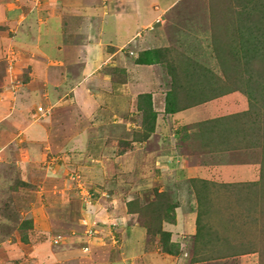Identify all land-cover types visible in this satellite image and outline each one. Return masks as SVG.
<instances>
[{
  "label": "crops",
  "instance_id": "1",
  "mask_svg": "<svg viewBox=\"0 0 264 264\" xmlns=\"http://www.w3.org/2000/svg\"><path fill=\"white\" fill-rule=\"evenodd\" d=\"M18 1L0 0V24L3 25L0 38L4 40L0 57L7 55L3 61L7 62L0 63V186L8 184V174L20 170L19 166L25 170L31 167L30 174L31 171L36 172L39 162L29 165L28 159L23 156L33 157L34 152V157L40 155L43 158L42 151L49 150L46 144L53 142L54 138L58 139L56 134L62 139L66 138L63 146L69 147L67 151L70 152V146L92 137V122L96 119L110 122V127L115 129L120 127L125 130L124 127H129L131 123L134 124L133 129L141 130L142 116L137 109V97L144 93L152 95L153 107L158 113L155 131L145 142L159 135L156 147L160 146L163 151L154 157L155 165L158 173L172 170L173 181L168 178L162 184L164 190H169L179 203L175 222H164L168 228L166 231L172 234V243L186 246L185 241L178 242V235L185 233L189 235L188 239L194 241L197 232L198 201L192 179L212 183L210 193L212 205L216 209L219 199H232L234 193L240 196L238 199L242 197L237 193L240 187L233 185L259 182L261 165L256 155L250 156L252 148L223 147L215 142L217 139L210 140L216 135L215 131L210 132L206 126L200 127L205 121L242 112L247 97L233 91L168 114L166 95L170 87L166 84H170V81L165 79L170 77L171 69H164L168 62L141 64L135 60L140 51L169 47L162 38L164 35L169 36L165 31V24H168L165 16L177 6L178 0H22V4ZM28 9L30 13H27ZM5 38L9 40L7 43ZM8 61H15L17 70L29 76L27 82L17 87L12 84ZM184 62L179 61L173 67L177 69L185 66ZM188 90L198 89L192 88L190 84H180L179 91ZM178 98V104L183 105V94ZM215 102L222 103L221 109ZM241 105L244 107L239 108ZM39 107L48 113L39 111ZM216 107L220 113L215 112ZM203 112L221 115L208 118L201 114ZM112 114L114 117L109 121L107 118ZM20 144L23 147H19ZM52 144L57 145L54 142ZM168 146L174 149L172 154L167 151ZM14 147H19L21 153ZM64 147L61 149L65 150ZM36 149L39 151L37 154ZM170 158L176 161L168 163ZM218 187H225L226 192L231 190L230 196H220ZM38 214L43 216L42 221L39 223L38 217L32 224L34 227L41 225L44 228L43 235H71L76 231L72 224L70 231L68 227L62 228L65 223L61 220L65 219H55L42 209ZM124 214L130 218L136 216L129 211ZM213 217H205L208 228L212 227L210 221H215ZM123 218L121 214L112 219V224H116V227L119 225L117 232L120 230L118 233H121L120 255L128 257L127 254H132L135 264H171V255L159 254L158 248L149 243L146 228L133 222L129 227ZM217 219H221L219 223L223 221V226H228L227 230H222L231 236V242L228 240L230 247L232 245L235 250L233 244H240L239 248L229 256L222 253L216 256L218 250L211 246L206 256L209 244L222 241V237L208 242L203 240L206 243L197 246L199 255L193 257L194 262L191 264H257L260 256L256 242L249 248L247 246L250 243L247 237L252 233L245 232L251 227L249 221L247 224L236 223L234 210ZM78 224L80 228L84 227L81 219ZM170 226L178 230L173 231ZM210 228L208 231L216 234ZM69 244H63L61 251L54 250L52 264L60 263L58 257L65 259L67 264H78L68 258L76 252L81 253L82 249H72ZM43 252L44 255L39 259L48 257V250ZM127 263L125 259H116L108 264ZM172 264L177 263L173 261Z\"/></svg>",
  "mask_w": 264,
  "mask_h": 264
},
{
  "label": "rangeland",
  "instance_id": "2",
  "mask_svg": "<svg viewBox=\"0 0 264 264\" xmlns=\"http://www.w3.org/2000/svg\"><path fill=\"white\" fill-rule=\"evenodd\" d=\"M19 1L22 4V0ZM178 1L177 6L165 16L168 21V24H165V31L169 36L162 37L166 44H169L167 48L174 50L169 56L172 59L171 64L176 65L179 61L187 63L177 68L180 78L185 77L182 73L185 72L186 67L191 66L190 63L201 67L199 70L204 69L205 72L200 75V80L207 83H203L204 85L197 89L208 91L207 93L211 94L213 91H211L209 82H214V92L217 90H220L217 93L221 92L214 98L233 91L247 97L244 102L245 107L239 106V108L244 107L245 110L234 115L246 113L242 114L243 120L239 127L248 132L250 143H254L250 149L253 152L250 156L256 155L258 164L262 167L261 161L264 154V0ZM1 27H3L2 24H0V29ZM247 38H249V44H245ZM5 39L7 43L9 40ZM3 41L1 37V49ZM244 44L254 52H248L251 56L242 54L244 52L240 51ZM5 58L7 59V55H2L0 63L7 62H3ZM15 63V61H8L7 67L11 66V82L17 87L20 83L27 82L29 76L23 71L19 72ZM169 67L170 64L164 69L169 71ZM165 80L170 81V77H166ZM166 86L170 87V84L167 82ZM244 91L249 92V99L243 93ZM214 104L221 109L222 103L215 102ZM220 109L218 111L216 107L214 110L220 113ZM46 113L48 111H45ZM201 114L205 117L213 115L209 112ZM215 115L221 114H214L213 117ZM112 117H114L113 114L109 117L110 119H107L112 121ZM108 123L110 122H102L98 119L93 121L92 137L70 146L72 149L70 152L67 151L69 147L63 146L66 138L62 139L59 134H56L58 139L53 137V142L59 147L56 148L57 145L54 146L52 141L47 143L46 147L49 146V150L42 151L43 158L40 155L34 157V152H32L33 157L23 156L24 159H28L29 165L36 164L35 161L39 162L36 164L35 170L37 171L34 173L31 171L30 174L31 167L29 166L26 168L28 170L21 166H19L20 170L12 168L15 171L8 174V184L0 186V264H52L54 250L61 251L62 245L69 243H72L69 244L73 247L72 249L78 251L82 249L81 253L76 252L71 257L65 256L69 257L68 259L72 258L73 262L77 261L78 264H82L81 262H85L83 264H108L116 259H125L127 264L136 263L132 254H127L130 257L128 260V257L120 255L121 233H118L120 230L117 232L119 225L117 224L116 227L112 221L122 214L123 221L129 227L132 222L143 226L146 218L138 212H135L136 216L132 218L124 214L128 211V202L137 200L141 206H145L155 201L156 190L169 192V190H164L162 183L168 181V178L171 179L173 173L172 170L166 173L157 171L154 157L158 152L163 151L160 146L156 147L159 135L158 138L152 137L148 143L145 142L146 140L137 142L134 138L136 134L141 133L142 129L139 131L133 129L134 124L131 123L129 127H124L125 130L120 127L115 129ZM260 128L262 131L259 130ZM248 139L243 142L246 143ZM241 141L240 138L238 143ZM19 147L23 145L20 144ZM19 147H14V149L19 152ZM50 147H52L51 151ZM168 150L171 154L174 151L169 146ZM13 152L16 154L14 150ZM38 152L36 149L35 154ZM171 159L168 163L176 161ZM261 173L256 187H251L246 191L238 189L237 193L242 196L240 200L234 193L232 199L225 201L219 199L217 209L212 207L211 212L215 215L213 217L215 221H210L212 227L209 226V228L217 235L212 232L209 235L210 241L218 237H222V241L210 243L206 249V256L209 255L208 251L212 249L211 246H215L218 250L215 252L216 256L221 253L229 256L237 251L236 248H239L240 244H233L235 250L232 249V245L230 247L228 240L231 242V236H227V233H223L224 230H222H227L228 226L226 224L223 226V221L219 223L221 219H217L234 210L236 223L246 222L247 224L249 221L251 227L245 232L252 233L247 237L250 241L247 246L249 248L254 245L253 242H256L255 246L260 256L256 263L264 264V182L260 181ZM218 189L220 196L229 197L231 194V190L226 192L225 187H218ZM245 196L249 197V200H243ZM40 209L47 211L55 219H65L61 220L65 223L62 224V228L68 227L67 230L70 231L69 227L72 224L76 231L71 235L55 236L56 233L43 235L42 229L44 228L41 225L34 227L32 224L38 217L39 223L40 220L42 221L43 216L38 214ZM80 219L83 222V228L78 226ZM126 224L124 226L127 227ZM229 227L234 228L235 226L229 225ZM169 228L174 229L173 231L176 229L172 226ZM91 229L94 231L90 237L88 232ZM163 229L165 231L168 229L164 223ZM188 236L185 233L178 235L176 238L178 242L185 241L186 246L180 245V252L177 255H171L163 251L159 236H153L147 232L149 243L158 248L159 254L171 255L169 261L171 264L173 261L177 264H191L194 262L193 257L199 255L194 249L195 241L188 239ZM24 238L27 242H24ZM84 246H88L87 251H84ZM33 248L35 254L32 255ZM44 248L48 250V257L39 259L38 257L41 258L44 255ZM58 259L60 263L57 264L68 263L64 262L63 258L58 257ZM138 261L142 262L140 259Z\"/></svg>",
  "mask_w": 264,
  "mask_h": 264
},
{
  "label": "trees",
  "instance_id": "3",
  "mask_svg": "<svg viewBox=\"0 0 264 264\" xmlns=\"http://www.w3.org/2000/svg\"><path fill=\"white\" fill-rule=\"evenodd\" d=\"M245 44H249V38L245 40ZM243 45L240 51L244 52L242 54H249L253 51H251V48L247 47L246 45ZM253 50V49H252ZM171 50L165 47L158 48V49H147L144 51H140L138 58L135 59L136 62L141 64H154V63H160V62H168L170 64V69L172 70L174 67L171 64L172 59L170 60ZM249 52V53H248ZM254 53V52H253ZM251 56V54H249ZM248 55V57H249ZM235 59V58H233ZM229 60H227L228 62ZM187 64V63H185ZM191 66L186 67V70L184 73H182L185 77L180 78L179 74L177 73V69L174 68L173 71H169L170 73V89L167 92L166 95V113H175L181 110L182 108H186L195 104H200L203 102H206L212 97H216L221 92L217 93L220 90L215 91L214 82L211 81L209 84H211V91H213L211 94L207 93L208 91H202V90H188L185 92L179 91L180 84H190L192 88L194 87H200L204 85L203 83H207L206 81L200 80V75H203L205 72L204 69H200L197 64L190 63ZM223 64V63H222ZM200 83V84H199ZM245 95L248 96L249 92L244 91ZM183 94L184 102L183 105H179L178 102L180 98L179 95ZM250 97L248 96V99ZM137 109L140 112L142 116V131L141 133L136 134V137L134 138L137 142H143L147 140L155 131L156 126V120L158 117V113L155 111L153 107L152 102V95L149 93L140 94L137 97ZM248 113V111H246ZM242 114L241 113L224 118H216L212 120H208L202 123L201 126H206L210 130V132H216L215 136H212L210 140H216L215 142H219L223 147H229V148H252L254 145L250 143L248 139V132L244 129H240V125L242 124ZM228 122V123H227ZM208 130V131H209ZM259 130L262 131V128ZM234 135V136H233ZM241 138V143H238V141ZM248 139V145L247 142L244 143V140ZM260 139V138H259ZM243 142V143H242ZM262 167H261V179L260 181L264 182V154L261 161ZM259 183V182H258ZM258 183H246V184H237L233 185V187H240L239 189H245V191L248 189L250 190L251 187H256ZM191 184L196 192V198L198 201V215H197V232L194 236L195 241V252L198 248L197 246L201 245V243H206L205 241H209L211 237V233H208L207 223L205 222V217H209L211 215L215 216L212 211V199H211V185L212 183L201 180V179H192ZM226 186V185H225ZM232 185H230L231 187ZM248 195V194H247ZM156 199L155 201L146 204L145 206H141L139 202L132 201L128 202V211L129 213H135L138 212L139 215L144 216L146 218L144 220V227L146 228L147 232L149 234H152L153 236H159L160 241L162 243V249L164 252L171 254V255H177L180 252V245L176 243H172V234L168 231H165L163 229V223H174L176 220V208L179 206V203L176 201L174 196L170 194L169 192H159L156 190ZM238 197H240L238 195ZM240 200V199H238ZM245 201L249 200V197L245 196ZM226 221V220H224ZM228 222V221H227ZM229 223V222H228ZM232 223V222H231ZM31 227V226H30ZM24 242H27L26 238H24ZM196 259V258H195Z\"/></svg>",
  "mask_w": 264,
  "mask_h": 264
},
{
  "label": "built area",
  "instance_id": "4",
  "mask_svg": "<svg viewBox=\"0 0 264 264\" xmlns=\"http://www.w3.org/2000/svg\"><path fill=\"white\" fill-rule=\"evenodd\" d=\"M38 110L41 111V112H43V113H45L44 110H43V108H41V107H39ZM93 231H94V230L91 229V230L88 232V234H89L90 237L92 236ZM55 242L57 243V241H55ZM87 249H88V246H84V251H87Z\"/></svg>",
  "mask_w": 264,
  "mask_h": 264
},
{
  "label": "clouds",
  "instance_id": "5",
  "mask_svg": "<svg viewBox=\"0 0 264 264\" xmlns=\"http://www.w3.org/2000/svg\"><path fill=\"white\" fill-rule=\"evenodd\" d=\"M130 54H133V53H130Z\"/></svg>",
  "mask_w": 264,
  "mask_h": 264
}]
</instances>
